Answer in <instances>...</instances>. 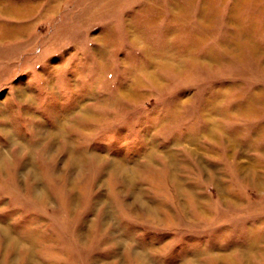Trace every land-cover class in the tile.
<instances>
[{
	"label": "rangeland",
	"instance_id": "obj_1",
	"mask_svg": "<svg viewBox=\"0 0 264 264\" xmlns=\"http://www.w3.org/2000/svg\"><path fill=\"white\" fill-rule=\"evenodd\" d=\"M0 157V264H264V0H0Z\"/></svg>",
	"mask_w": 264,
	"mask_h": 264
},
{
	"label": "bare ground",
	"instance_id": "obj_2",
	"mask_svg": "<svg viewBox=\"0 0 264 264\" xmlns=\"http://www.w3.org/2000/svg\"><path fill=\"white\" fill-rule=\"evenodd\" d=\"M70 149H69V152L68 153H70ZM1 158V157H0ZM77 158V157H76ZM76 161V160H75ZM30 163V162H29ZM45 192H44V188H43V186L42 185H38V186H36L35 188H34V192H33V194H35L37 197H39V198H43V197H45L46 195L44 194ZM186 262V261H185ZM195 263V262H194Z\"/></svg>",
	"mask_w": 264,
	"mask_h": 264
}]
</instances>
